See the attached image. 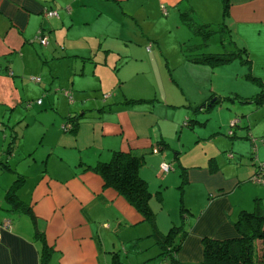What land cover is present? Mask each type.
Wrapping results in <instances>:
<instances>
[{"label": "crops", "instance_id": "1", "mask_svg": "<svg viewBox=\"0 0 264 264\" xmlns=\"http://www.w3.org/2000/svg\"><path fill=\"white\" fill-rule=\"evenodd\" d=\"M185 2L0 0V102L6 105L0 117L6 125L0 142V264H162V234L173 225L186 231L176 258L198 262L204 237L238 235L242 210L264 211V181L251 180L255 164L246 158L253 151L252 114L264 112V98H255L264 88V0H228L226 28L246 49L237 77L248 89L238 85L232 101L216 87L201 90L203 98L188 95L187 111L173 121L179 125L175 143L155 104L144 110L146 98L126 89L140 68L152 70L155 62L145 51L150 30L144 23L162 16L170 22ZM50 8L59 15H48ZM41 28L46 44L38 36ZM132 59L140 60L139 67L128 76ZM58 86L71 87L75 101L67 103L59 88L53 92ZM29 89L48 98L37 102L42 112L34 118L24 112ZM224 104L229 117L240 116L233 134L225 133L226 119L215 122L212 116ZM43 109L55 113L52 119L42 118ZM70 115L78 122L74 133L60 126ZM9 140L14 145H6ZM118 149L146 153L140 173L153 193L155 224L87 168ZM263 156L260 144L264 162ZM165 159L174 171L161 170ZM11 182L28 190L23 217L12 214L19 210L7 199ZM256 242L261 248L262 240Z\"/></svg>", "mask_w": 264, "mask_h": 264}, {"label": "rangeland", "instance_id": "2", "mask_svg": "<svg viewBox=\"0 0 264 264\" xmlns=\"http://www.w3.org/2000/svg\"><path fill=\"white\" fill-rule=\"evenodd\" d=\"M225 3V0H186L184 8L182 9L183 13H177L176 17L170 22L166 21L164 16H162L152 23H144L145 30H150V38L144 40L145 47L147 48L145 51H148L153 59H155V62L151 63L152 70H144L143 67L140 68L142 74L130 80L126 89L130 94L142 95L146 98L142 102L144 110H149L150 106L155 104L156 114L160 115L161 124H168L170 127L172 143L176 141L175 135H178V130L175 129L179 127V125L175 126L173 121L179 116H183L187 111L188 101L186 98L188 95L190 98H200V96L203 98L204 92L201 93V90L203 91L206 87H216V89L224 95L222 98L232 101V97L226 95L235 94V92L232 91L242 89L239 86L248 89L244 83L245 80L242 79L241 76H239V78L237 77L239 71H242L239 63L240 59H238L240 58L239 54L233 57L229 56L230 59L225 62L217 61L216 64L213 65L212 63L204 64L201 63V61L200 63H193V61H188L190 59H187L188 55L190 56L194 53H198V51H200V53H222L226 56L231 55L232 52L238 51V46L240 45L236 44V39L226 28L227 12L225 10ZM156 14L158 15V13ZM118 42L119 41H116L117 44ZM132 60L133 61H130L129 65L126 67V71H124L128 76L134 74L139 67L140 60ZM144 61L150 63L151 58L146 54ZM210 67H216V69L212 70ZM206 68L208 69L205 71ZM196 72H198V76ZM30 79L35 81L32 77ZM178 79L181 81H177ZM255 83L258 84V82ZM57 88H59L58 91H60L62 95L66 96L67 103H73L75 101L71 87L58 86L54 88L53 92H56ZM262 89L264 88L261 86L260 92H262ZM66 90L70 91L72 99ZM28 95L33 96H31V98H28L29 96L26 98L28 108H25L24 112L27 111V113H30V116L34 118L38 112H42L40 111L42 110L40 109L42 106L39 103L42 101L44 102V99L47 102L48 98L45 95L37 96L38 93L34 90L30 91V89L28 90ZM110 95L111 92L109 96ZM234 97H236V95ZM211 98L217 97L216 95H212ZM39 99L41 102L37 103ZM101 100L107 101V99L103 98H101ZM222 106L225 110L221 114L213 113L212 116L215 122L226 119L225 127L227 128L225 133L229 134L230 129L233 127V118H239L240 116L233 115L229 117V105L224 104ZM5 108L6 105L0 102V117L3 116ZM221 108V106H218L216 111L218 112ZM43 112L42 118H46L49 115L50 119H52V115L55 114L51 112L50 109H48L47 112L43 109ZM204 113L207 114L206 111ZM164 115L169 116L164 117ZM254 115L253 113L252 127H254L255 132L252 134L251 138L253 140H251L253 142V151L251 154L247 155L246 158L255 164L254 170L250 174L251 180L260 184L262 182L253 179L252 175L258 171L259 164L264 165V162L258 158L259 145H264V133H262V131H264V112L258 113L257 116ZM163 119L164 121H162ZM62 121L60 122V126L65 128L64 124L66 123V119ZM38 123L39 119H36L31 129ZM66 125L67 127L65 129L69 132L74 133L78 128H71V122L68 124L66 123ZM5 127L6 125L0 122V142L2 141ZM207 128L208 127H205L206 130ZM9 141L6 145H14L12 141ZM155 145L158 148L161 146L160 144ZM230 154L233 155V152H230ZM163 162H170L173 164V162L168 160ZM239 163L238 161V164ZM172 171H174V169H172ZM11 183L8 184L10 185V197H13L14 200L10 197L7 199H10L9 201L13 204V210H19L12 212V214L16 218L19 216L23 217L24 212L28 211L29 206L28 190L26 188H21L18 182L14 184ZM1 185L3 184L0 182V186ZM15 205H17V207H15Z\"/></svg>", "mask_w": 264, "mask_h": 264}, {"label": "trees", "instance_id": "3", "mask_svg": "<svg viewBox=\"0 0 264 264\" xmlns=\"http://www.w3.org/2000/svg\"><path fill=\"white\" fill-rule=\"evenodd\" d=\"M225 1L227 12L228 0ZM42 31L44 35L43 28ZM243 51H246L244 47H238V51L228 56L222 53H200L199 51L188 57L216 64L217 61L225 62L230 59L229 56L233 57L236 54L243 57ZM246 60L250 58L246 57ZM226 96L230 97V95ZM255 98L261 101L264 98V89L257 93ZM69 122L72 123L71 128H77L78 122L75 123L71 115L68 116L66 123ZM185 122L188 124L189 120ZM145 159V152L118 149L113 152L110 159L98 160L95 164L87 165V168L100 173L107 186L116 188L147 220L155 224L156 213L151 205L153 193L147 180L140 173ZM10 195L9 191L8 198ZM235 224L239 231L238 235L227 238H203L204 257L198 262H181L176 258L175 252L181 247L186 231H182V225H173L167 233L162 234L161 253L167 258L161 261L162 264H264V211L261 208L252 211L242 210ZM157 234L161 236V233L157 232ZM257 239L262 240L261 248L257 247Z\"/></svg>", "mask_w": 264, "mask_h": 264}, {"label": "built area", "instance_id": "4", "mask_svg": "<svg viewBox=\"0 0 264 264\" xmlns=\"http://www.w3.org/2000/svg\"><path fill=\"white\" fill-rule=\"evenodd\" d=\"M46 13L48 14V15H59L58 14V10L57 9H54V8H50V9H47L46 10ZM38 36H39V39H40V42L41 43H43V44H46V43H48V36H46V34H44L43 35V31H42V28H41V30L39 31V34H38ZM33 79L34 80H40V77L39 76H33ZM66 92L68 93V95L70 96V98H71V95H70V91L69 90H66ZM72 99V98H71ZM38 101H41L40 99L38 100ZM240 118V117H239ZM239 118L237 117H235V118H233V120H232V124H233V126L234 125H236L238 122H239ZM65 126V128L67 127V125L66 124H64ZM233 129H230V131H229V133H231V134H233ZM159 150V148L157 147V146H155L154 147V151H158ZM174 168V166H173V164L172 163H170V162H163L162 164H161V170L164 172V173H167V172H169L170 170H172ZM264 168H263V164H259V166H258V171L256 172V173H254V175H252V178L253 179H256V180H258V181H261V182H263L264 181V170H263ZM165 264H168V263H165Z\"/></svg>", "mask_w": 264, "mask_h": 264}, {"label": "water", "instance_id": "5", "mask_svg": "<svg viewBox=\"0 0 264 264\" xmlns=\"http://www.w3.org/2000/svg\"><path fill=\"white\" fill-rule=\"evenodd\" d=\"M214 99H216V98H214Z\"/></svg>", "mask_w": 264, "mask_h": 264}]
</instances>
